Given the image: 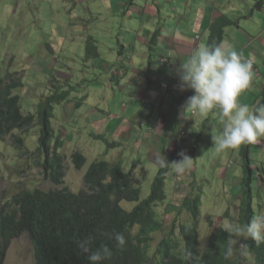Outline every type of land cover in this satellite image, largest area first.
Wrapping results in <instances>:
<instances>
[{"label": "rangeland", "instance_id": "obj_1", "mask_svg": "<svg viewBox=\"0 0 264 264\" xmlns=\"http://www.w3.org/2000/svg\"><path fill=\"white\" fill-rule=\"evenodd\" d=\"M88 4L87 0L82 3L78 0H0V77L13 71L22 76L23 86L15 92L23 98L22 107L25 111L33 112L40 97L53 91L52 86L56 82L66 84L62 90H69V100L76 104L80 102L79 107L74 109L72 103L66 109L63 104H54V116L51 119L56 136L61 130V150L66 154L64 186L74 192L83 188V174L94 160H121L124 169L129 168L133 160H137L138 166L133 172L134 184L141 188V198H146L159 168L156 163L159 156L148 157L149 150L145 145L135 146V141L144 142L141 134L136 136L135 132L139 127L146 129L147 121L144 116L137 118V107H127L135 102V97L126 79L122 76L114 77L117 81L111 83V76L90 69L80 51V31L67 29V25L75 20L72 14L74 8H87ZM175 4L171 2L168 8ZM90 12L93 18L87 13L80 18L90 24V27L94 26L96 35L107 38L106 32L101 29L110 28L114 24L111 13H107L98 0L90 5ZM182 12L184 10L177 14ZM99 14L107 19L103 20L102 16L99 20ZM166 91V96L177 102L175 95L180 97V94L173 89ZM110 113L116 118L111 126L116 127V121L121 122L128 129L134 128V136L122 140L112 129L102 132L105 139L97 138L99 133L95 125L99 121L96 118L102 117V123L106 124L111 119ZM187 113L189 114V109ZM145 115L150 123H157V118L149 117L146 112ZM213 115L216 121H220L219 124L212 126L206 121L198 127L192 125L187 131L170 114L167 116L170 118L168 128L174 131L177 128L174 133L175 142L178 141L175 144L174 159L179 160L178 153L183 151L193 158V166L181 176L170 168L165 182L168 199L158 206L160 213L165 205H169L168 215L164 217V228L153 234L154 244L165 235L173 218L174 223L193 222L194 219L187 210L177 213L178 206L185 197H194L197 191L201 193L202 204L198 225L200 245L207 242L210 233L219 224L225 227L229 222L238 223L240 192L243 187L240 186L242 168L237 162H242L245 144L235 150L217 153L210 133L214 131L216 135L223 124L220 113ZM13 133L22 137L24 148L16 149L9 136L0 139V205L22 188H55L53 183L43 177L39 166L40 158L35 152L38 127L24 135L17 131ZM187 133L199 135L194 137ZM120 141L121 144L117 147H107V142ZM256 144L264 146V139L261 138ZM75 150L86 157V163L79 170L74 168L71 161V154ZM169 159L166 158L171 162ZM248 159L251 170L249 188L256 216L264 214V147L262 150H251ZM246 172L248 173L247 170ZM134 204L121 202L126 210H130ZM4 264H35L34 247L26 234L12 240Z\"/></svg>", "mask_w": 264, "mask_h": 264}, {"label": "trees", "instance_id": "obj_2", "mask_svg": "<svg viewBox=\"0 0 264 264\" xmlns=\"http://www.w3.org/2000/svg\"><path fill=\"white\" fill-rule=\"evenodd\" d=\"M257 4L258 1L254 5ZM235 23L224 15L216 17L210 24L207 43L221 44L226 27ZM90 52L91 44L88 43L86 58ZM111 79L114 80V77L111 76ZM53 85L54 90L49 88L51 92L41 96L34 111L30 112L23 109V98L15 92L23 86L22 76L13 71L0 77V139L9 136L13 139V146L22 150L23 139L13 132L24 135L38 127L35 152L40 158L39 166L43 177L55 185V188L47 190L22 188L0 205V264H4L12 240L23 234L33 244L35 264H90L89 253L77 246L78 241L89 237L92 238V251L102 245H107L112 251L111 258L101 264H186L183 256L185 248L194 253L191 264H249L239 255L225 259L230 234L220 224L210 233L207 242L200 245L198 225L202 204L199 191L194 197L190 196L192 198L186 196L178 206L177 214L187 210L193 222L174 223L173 218L165 235L156 244L153 243V234L164 228V217L168 215L169 205H165L160 213L158 206L168 199L165 182L171 166L158 168L146 198H141V188L134 184L133 172L138 166L137 160H133L127 169H124L121 160H94L83 174V188L74 192L64 186L66 154L61 150V130L56 136L51 119L54 104H63L66 109L72 103L74 109L79 107L80 102L76 104L67 98L69 90H62L65 83L56 82ZM187 95L193 94L183 91L185 103ZM96 137L105 139L103 133ZM120 144L121 141L107 142V147L114 148ZM248 153L249 144H245L242 164L244 172L247 170L248 173L241 183L243 190L240 192L237 220L240 224L248 223L255 216L249 188L251 172ZM174 158L173 154L169 160L176 161ZM71 161L79 170L86 163V157L75 150ZM122 201L135 204L126 210L121 206ZM115 232L125 237L126 244L122 249L117 247L114 239L109 238ZM241 242L249 245L254 264H264V244L257 245L251 239Z\"/></svg>", "mask_w": 264, "mask_h": 264}, {"label": "crops", "instance_id": "obj_3", "mask_svg": "<svg viewBox=\"0 0 264 264\" xmlns=\"http://www.w3.org/2000/svg\"><path fill=\"white\" fill-rule=\"evenodd\" d=\"M78 1L82 3L86 0ZM87 1V8H74L72 14L75 20L67 25V29L80 31V51L90 69L126 79L135 97V102L127 107H137V118L144 116L147 121L146 129L139 127L135 132L136 136L141 134L145 143L141 140L135 141V146L145 145L149 150L148 157L160 158L163 155L170 158L169 155L175 153L174 133L177 128L175 131L168 128L169 114L176 123L183 125L186 131L192 125L198 127L206 121L212 126L220 122L216 121L213 115L220 113L219 109H213L206 115L190 110L188 114L187 108H184L182 94L178 97L173 92L177 102L166 96V90H175L179 66L201 44L207 43L210 24L216 17L224 15L236 21L226 27L221 44L232 43L244 59L254 62L251 86L241 95L240 102L249 106L264 103V0H98L115 21L110 28L101 29L106 32L107 38L96 35L94 26L91 24L90 27V24L80 18L86 13L93 18L90 5L97 0ZM171 2L176 4L168 8ZM182 10L184 12L178 15L177 12ZM102 16L99 14V20ZM184 16L186 19H183ZM106 19L107 17L103 16V20ZM98 23L101 25L100 21ZM88 43L91 44V52L86 58ZM165 55L168 61L164 64L160 62V58ZM109 80L111 83L115 81L111 78ZM184 92L194 94L191 89ZM145 112L149 117L157 118V123H150ZM110 117L106 124L102 123V117L96 118L99 122L95 129L99 134L113 129L122 140L134 136V128L128 129L121 122L116 121V127L111 126V122L116 118L112 117L111 113ZM214 133L211 131L210 138ZM187 135L198 137L199 134ZM263 147L256 143L253 146L249 144L248 155H251V150H262ZM237 164L242 168L241 186L246 173L242 162L238 161Z\"/></svg>", "mask_w": 264, "mask_h": 264}, {"label": "clouds", "instance_id": "obj_4", "mask_svg": "<svg viewBox=\"0 0 264 264\" xmlns=\"http://www.w3.org/2000/svg\"><path fill=\"white\" fill-rule=\"evenodd\" d=\"M178 75L180 90L191 89L194 92L184 108L201 115L219 109L223 127L211 137L217 153L235 150L242 144L258 143L264 138V103L249 106L240 102L241 95L250 88L253 80L252 62L244 59L232 43L201 44L179 66ZM178 155L180 159L171 163L162 155L156 161L157 166L161 169L171 166L176 175L185 174L192 168L193 158L183 151ZM225 229L230 234L225 259L239 255L249 264H254L249 245L241 240L251 239L257 245L264 244V214H257L246 224L229 222ZM109 238L116 241L118 248L122 249L126 244L122 233H112ZM91 243V237L77 242L83 252L89 253L90 264H101L111 258L112 251L107 245L92 251ZM183 256L186 264H191L194 259V253L187 248Z\"/></svg>", "mask_w": 264, "mask_h": 264}, {"label": "built area", "instance_id": "obj_5", "mask_svg": "<svg viewBox=\"0 0 264 264\" xmlns=\"http://www.w3.org/2000/svg\"><path fill=\"white\" fill-rule=\"evenodd\" d=\"M167 61H168V57L165 55V56H162L161 58H160V62L161 63H167ZM251 61V60H250ZM252 62V66H254V62L253 61H251ZM175 82H176V85H175V90L177 91V92H179V93H181V94H183V91H181L180 90V79H179V77H177L176 78V80H175ZM190 96H192V95H187L186 96V99H188V97H190ZM183 133V132H182Z\"/></svg>", "mask_w": 264, "mask_h": 264}]
</instances>
